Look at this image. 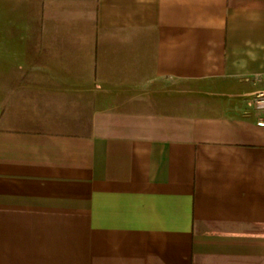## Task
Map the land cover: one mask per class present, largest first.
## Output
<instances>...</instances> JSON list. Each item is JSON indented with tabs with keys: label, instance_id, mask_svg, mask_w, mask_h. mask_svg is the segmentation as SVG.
Returning a JSON list of instances; mask_svg holds the SVG:
<instances>
[{
	"label": "crops",
	"instance_id": "obj_1",
	"mask_svg": "<svg viewBox=\"0 0 264 264\" xmlns=\"http://www.w3.org/2000/svg\"><path fill=\"white\" fill-rule=\"evenodd\" d=\"M264 0H0V264H264Z\"/></svg>",
	"mask_w": 264,
	"mask_h": 264
},
{
	"label": "built area",
	"instance_id": "obj_2",
	"mask_svg": "<svg viewBox=\"0 0 264 264\" xmlns=\"http://www.w3.org/2000/svg\"><path fill=\"white\" fill-rule=\"evenodd\" d=\"M256 108L264 113V93H258L255 97ZM259 127H264V117L258 123Z\"/></svg>",
	"mask_w": 264,
	"mask_h": 264
}]
</instances>
